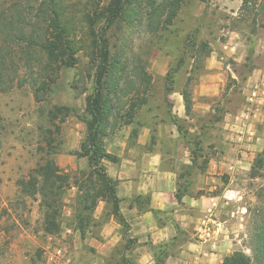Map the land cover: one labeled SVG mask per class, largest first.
<instances>
[{
    "label": "rangeland",
    "instance_id": "1",
    "mask_svg": "<svg viewBox=\"0 0 264 264\" xmlns=\"http://www.w3.org/2000/svg\"><path fill=\"white\" fill-rule=\"evenodd\" d=\"M43 1L0 0V264H95L99 254L94 245L103 242L104 228L97 236L88 233L85 239L74 230L72 205L77 190L66 193L61 232L49 235L44 232L41 197L25 194L20 184L44 163L50 148L58 152L53 158L72 182L87 167L85 159L71 152L79 150L85 138V98L94 88L91 38L83 20L92 0L61 1L63 22L72 29L79 52L77 63L56 71L57 75L47 57L28 43L47 21L48 10H41ZM244 1L186 0L163 36L152 35L146 19L138 17L132 25L125 22L109 32L112 53L123 50L130 64L141 58L152 75L149 103L139 116L150 126L140 132L142 140L147 138L140 153L148 146L159 152L161 168L174 171L177 190L179 183L190 197L232 191L218 214L225 231L220 236L229 246L215 247L208 232L194 233V241L206 242L202 247L206 264H221L218 260L226 251L254 257L264 218V169L257 177L251 175L255 159L264 152V0ZM193 42H207L210 54L191 73ZM169 72L174 78L171 93L167 92ZM190 76L194 101L188 117L180 92ZM42 82H46L45 89ZM56 105L72 107L76 115L52 122L49 112ZM174 118L181 120L186 140L180 137ZM130 132L131 127L123 128L109 142L108 150L119 135L127 137ZM198 192L203 194L197 196ZM104 209L101 202L96 216ZM157 220L163 224L170 216L161 213ZM176 238L177 242L166 243L168 258L186 251L185 243L191 239L182 231ZM124 245L121 240L106 257L101 256L105 264L109 260L119 263ZM161 245L152 246L154 255L164 249ZM136 248L126 254L137 263Z\"/></svg>",
    "mask_w": 264,
    "mask_h": 264
},
{
    "label": "trees",
    "instance_id": "2",
    "mask_svg": "<svg viewBox=\"0 0 264 264\" xmlns=\"http://www.w3.org/2000/svg\"><path fill=\"white\" fill-rule=\"evenodd\" d=\"M61 1L45 0L42 2L41 10L44 13L48 10L47 21L41 26L39 32L34 33L28 39L31 47L38 49L47 57L56 75V71L60 72L65 68L73 67L78 61L75 55L79 52L77 43L72 38V29H69L63 22ZM105 1L106 3L102 4L103 0H92L89 9L83 15L91 38L90 60L94 68L92 77L94 88L92 93L85 98V138L79 150L71 154L79 160L85 159L87 167L85 170H79L80 176L72 182L71 176L65 174L53 158L58 152L50 148L44 163L38 165L28 181H22L20 184L25 194L41 197L44 232L49 235H58L61 232L63 211L66 207L65 196L68 190L75 188L77 192L72 205L74 230L81 235L82 239H85L88 233L97 236L96 232H101L104 226L114 219L122 228V241L125 243L123 250L119 252L122 259L116 264H137L126 254L135 250L138 241L129 237L131 225L124 217L121 207L126 202L130 207L137 208L140 213L152 212L156 219L162 212L151 207L149 195H135L128 199L119 196V182L109 175L107 164L119 165L122 159L110 153L108 145L114 136L121 133L123 128L131 127L128 147H137L141 130L150 127L139 116L149 103L153 81L152 75L147 70V63H144L141 58H137L130 64L129 60H124L123 50L112 53L109 32L113 28H121V24L125 22L132 25L138 17L142 21L146 19L148 30L152 35L163 36L175 24L186 0ZM249 1L245 0L244 3L247 4ZM190 50L194 61L191 70L193 73L199 66L197 63L209 56L210 48L207 42H201L199 45L193 42ZM183 62L182 59L178 67H181ZM166 79L170 81L167 92L171 93L174 83L171 72L168 73ZM51 80L53 81V78ZM191 81L192 76L188 78L180 92L188 117L193 112L194 101L189 89ZM42 85L45 89L46 82H42ZM48 89L47 86L46 90ZM49 114L51 121L54 122L60 118L64 121L67 117L76 115V112L72 107L56 105ZM173 123L180 137L186 140L187 136L183 133L181 120L174 118ZM150 143L154 146L153 136L150 137ZM148 147L146 150L153 153L152 146ZM195 163L196 160L192 158V165L194 166ZM184 165L187 167L186 164ZM261 169H264V152L254 161L251 169L252 177H257ZM201 171L205 172V168ZM202 194L198 192L196 195ZM185 196H191V194L188 189H182L178 183L176 199L179 204H182ZM101 202L105 204V209L97 217L96 211ZM262 222L257 234L255 256L251 257L243 251H235L221 264H264V218ZM172 242H177V238ZM159 248L163 250L158 255L155 252V264H165L164 258L169 256V244L161 245ZM107 264H113V260L107 261Z\"/></svg>",
    "mask_w": 264,
    "mask_h": 264
},
{
    "label": "crops",
    "instance_id": "3",
    "mask_svg": "<svg viewBox=\"0 0 264 264\" xmlns=\"http://www.w3.org/2000/svg\"><path fill=\"white\" fill-rule=\"evenodd\" d=\"M144 130L146 129L144 128ZM141 136L140 134L136 148L128 147L129 133L127 137L123 135L118 137L110 145L109 152L120 157L121 163L107 166L109 175L119 182L118 189L121 198L149 195L151 207L161 211L165 217L170 216V221L162 224L158 222L152 212L140 213L137 208L130 207L126 202L122 205L121 211L131 225L129 237L138 241L135 251L137 263L155 264L152 246L174 241L178 236V231H182L191 237L185 243L186 251H182L179 256H170L166 264H206V253L202 254V247L206 242L194 241V233L208 232V235H211L215 240L213 241L215 247L220 243L229 246L230 242L222 240V236H220L221 233L224 235L225 231L223 232L224 223L218 219V214L222 212L221 207H224V204L231 199L232 191L226 189L222 195L215 196H185L182 204L188 209H183V211L176 199L177 181L174 171L161 168L162 156L159 152L140 153L147 143V138L142 140ZM218 203L220 204L219 208H217ZM102 236L103 242L94 245L99 254L95 264H105L104 258L109 254L108 250H111L122 240L120 225L111 219L104 227ZM230 253L231 251H226L220 255L221 259L218 261L222 262Z\"/></svg>",
    "mask_w": 264,
    "mask_h": 264
}]
</instances>
